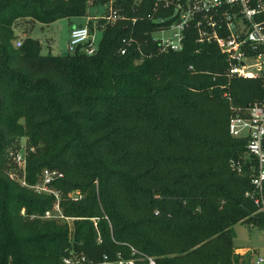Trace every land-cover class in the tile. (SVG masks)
<instances>
[{
    "label": "trees",
    "instance_id": "obj_1",
    "mask_svg": "<svg viewBox=\"0 0 264 264\" xmlns=\"http://www.w3.org/2000/svg\"><path fill=\"white\" fill-rule=\"evenodd\" d=\"M103 3L0 0V264H98L128 257L127 246L158 264H250L233 253L232 226L263 222L243 196L248 172L229 167L245 140L227 134V120L230 107L263 100V80L226 78L218 51L194 52L189 38L159 52L143 20L151 0H117L124 21L89 20L101 33L91 55L41 54L28 37L13 45L19 22L83 17ZM128 36L140 52L119 55ZM19 142L26 186L8 176ZM44 169L61 174L50 184L59 214L31 188Z\"/></svg>",
    "mask_w": 264,
    "mask_h": 264
},
{
    "label": "built area",
    "instance_id": "obj_2",
    "mask_svg": "<svg viewBox=\"0 0 264 264\" xmlns=\"http://www.w3.org/2000/svg\"><path fill=\"white\" fill-rule=\"evenodd\" d=\"M116 2L117 0H104V10L100 16L104 23L126 20L120 13L121 9L115 6ZM141 2L142 0H132L136 6ZM143 20L153 24V29L147 35L159 52H180L188 38L195 47L194 52L213 46L224 59L226 78H253L246 75V62L252 61L256 64L254 77L263 80L264 90V0H151ZM131 22H135V18ZM86 24L69 29L66 45L68 53L80 51L91 55L95 51L91 45L93 33H89ZM13 45L19 47L20 40L16 39ZM131 46H135L140 52L139 43L134 38L128 36L121 39L119 55H124ZM227 134L233 139L245 140L243 153L237 159L230 160L229 167L238 175L244 170L248 172L249 189L243 196L254 207L252 216L260 217L263 222L261 227L250 224V227L263 232V251L254 253L250 264H264V98L244 109L230 107ZM12 160L17 172L9 174V178L19 179L21 175L18 181L26 186L22 179L25 164L23 154L15 153ZM60 177L59 172L44 169L39 181L31 188L36 192L51 194L57 199V193L50 188V184ZM69 197L75 201L80 195L78 191H74ZM53 209L59 214L57 204ZM44 216L48 218L50 214L45 212ZM62 263L91 264L82 256H69L62 259ZM98 264L157 263L150 257L131 250L127 258L117 253L112 262L103 257Z\"/></svg>",
    "mask_w": 264,
    "mask_h": 264
},
{
    "label": "rangeland",
    "instance_id": "obj_3",
    "mask_svg": "<svg viewBox=\"0 0 264 264\" xmlns=\"http://www.w3.org/2000/svg\"><path fill=\"white\" fill-rule=\"evenodd\" d=\"M103 10H104L103 5H94L87 7L86 14L83 17H72L69 19H61L47 25L39 24L36 22L33 23L25 22L22 24H17L13 28V34L16 39L18 38L22 40L23 37H28L38 41L40 45L41 54L50 53L54 55H65L68 53L66 49L68 29L74 25L84 26L87 23V20L88 21L91 20L92 23L95 22L94 19L100 18V16L103 13ZM100 37H101V33L98 30H94L91 38V45L93 46V48L97 47V43ZM262 63L264 65V56L262 57ZM246 65L248 67V71L246 72V75L249 77H254L256 74L253 72V70L256 67V64L252 61H247ZM263 71H264V67H263ZM22 145L23 142H19V148L16 149V153L22 154V150L20 149V146ZM57 200L58 197L56 199L55 204H57ZM57 212L58 211L53 209L51 211V214L53 213L57 214ZM232 232H233L232 244L234 247V251H233L234 254L236 255L242 254L243 256L244 254L249 253L253 256L254 253L256 252L260 253L263 251V232L261 229L250 227L249 223L242 220L232 226ZM127 247H128V254L131 252V250L137 254H142L140 252H136L130 246ZM150 258L153 259L152 257ZM105 260L112 262L114 259L108 260L105 258ZM153 260L156 262L155 259Z\"/></svg>",
    "mask_w": 264,
    "mask_h": 264
},
{
    "label": "crops",
    "instance_id": "obj_4",
    "mask_svg": "<svg viewBox=\"0 0 264 264\" xmlns=\"http://www.w3.org/2000/svg\"><path fill=\"white\" fill-rule=\"evenodd\" d=\"M18 24H22L21 22H19ZM74 26H77V25H74ZM74 26H72V27H74ZM78 26H82V25H78ZM71 28V27H70ZM69 28V29H70ZM69 29H68V31H69ZM68 36V35H67ZM67 39H68V37H67ZM67 44V43H66ZM52 55H54V54H52Z\"/></svg>",
    "mask_w": 264,
    "mask_h": 264
}]
</instances>
